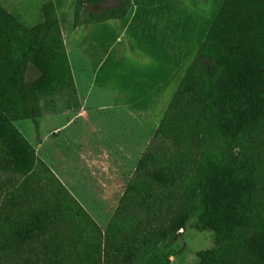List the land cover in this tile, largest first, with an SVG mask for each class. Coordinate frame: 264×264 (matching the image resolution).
Listing matches in <instances>:
<instances>
[{"label": "rangeland", "instance_id": "obj_1", "mask_svg": "<svg viewBox=\"0 0 264 264\" xmlns=\"http://www.w3.org/2000/svg\"><path fill=\"white\" fill-rule=\"evenodd\" d=\"M177 14L165 22L176 27L178 49L167 50L164 42L138 43L130 61L133 79L111 65L94 83L127 86L133 97L104 89L98 97L88 94L90 75L79 49H67L58 22L29 29L0 11V134L11 146L16 169L30 181L43 180L49 170L102 234L166 114H191L193 125L203 104L211 107L223 96L218 82L241 78L260 87L264 99V0H181ZM172 63L175 79L167 81ZM156 77L164 82L163 97H152L150 79ZM179 126L172 121L166 131L174 135ZM208 134L214 136L213 125ZM257 172L264 179L258 167L244 164L215 165L212 175L214 184L236 189L244 209L252 203ZM203 200L205 194L197 199ZM179 233L172 255H152L143 264H200L222 244L221 232L195 227L193 221Z\"/></svg>", "mask_w": 264, "mask_h": 264}, {"label": "trees", "instance_id": "obj_2", "mask_svg": "<svg viewBox=\"0 0 264 264\" xmlns=\"http://www.w3.org/2000/svg\"><path fill=\"white\" fill-rule=\"evenodd\" d=\"M124 13L123 3L105 19ZM217 86L223 96L211 107L203 104L193 125L191 114L164 116L105 234L49 170L43 180L30 181L16 169L0 134V264H143L152 255H172L180 229L192 221L222 235V244L200 264H264L262 175L257 172L252 203L244 209L236 189L214 184L212 175L215 165L237 164L264 174L262 91L249 78ZM172 121L181 125L174 135L166 131ZM212 125L214 136L208 134Z\"/></svg>", "mask_w": 264, "mask_h": 264}, {"label": "crops", "instance_id": "obj_3", "mask_svg": "<svg viewBox=\"0 0 264 264\" xmlns=\"http://www.w3.org/2000/svg\"><path fill=\"white\" fill-rule=\"evenodd\" d=\"M180 1L0 0V7L29 29L51 20L58 22L67 49L70 50L72 45L79 49V61L90 75L89 95L97 94L100 97L104 95L103 91H119L133 97V91L127 86H99L94 83L99 80L101 71L111 65L120 66L123 70L122 75L127 76L129 80L133 79L130 76L135 66L133 67L130 61L137 51L138 43L144 46V44L149 45L156 41L158 44L164 42L165 49H178L179 44H177L176 31H174L176 27L171 25L168 28L165 19L167 17L171 22L178 16V2ZM123 3L125 6L123 15L105 19L108 11L119 8ZM172 10L175 12L173 17L171 13H166ZM170 42L174 44L171 49H169ZM123 49L127 53H124ZM175 66L176 64L173 63L168 66L170 74L167 81H170L171 77L175 79ZM103 75L105 78H110L108 74ZM142 75L144 76V73ZM150 80L154 85L152 97H163L164 82L161 77Z\"/></svg>", "mask_w": 264, "mask_h": 264}]
</instances>
